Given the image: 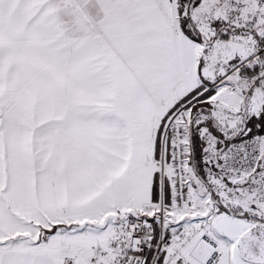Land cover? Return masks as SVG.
Segmentation results:
<instances>
[{
    "label": "snow or ice",
    "instance_id": "1",
    "mask_svg": "<svg viewBox=\"0 0 264 264\" xmlns=\"http://www.w3.org/2000/svg\"><path fill=\"white\" fill-rule=\"evenodd\" d=\"M0 264H264V0H0Z\"/></svg>",
    "mask_w": 264,
    "mask_h": 264
}]
</instances>
